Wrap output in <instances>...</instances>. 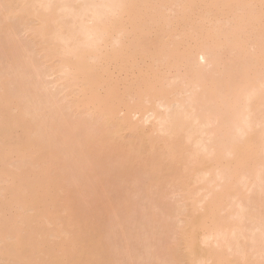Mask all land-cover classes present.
<instances>
[{
  "label": "bare ground",
  "instance_id": "1",
  "mask_svg": "<svg viewBox=\"0 0 264 264\" xmlns=\"http://www.w3.org/2000/svg\"><path fill=\"white\" fill-rule=\"evenodd\" d=\"M94 181L119 194L106 225L49 231L62 184L76 210ZM164 185L191 201L176 248ZM59 250L264 264V0H0V264Z\"/></svg>",
  "mask_w": 264,
  "mask_h": 264
},
{
  "label": "rangeland",
  "instance_id": "2",
  "mask_svg": "<svg viewBox=\"0 0 264 264\" xmlns=\"http://www.w3.org/2000/svg\"><path fill=\"white\" fill-rule=\"evenodd\" d=\"M29 35L31 36V34L27 33L26 35V33H24L23 38L24 37L31 38ZM45 64L47 65L48 63H44V65ZM52 64L49 65L51 66ZM58 75L59 74H57V76ZM52 76H55V74H52ZM48 78L50 80V83L47 81L49 84L57 80V82L56 81L55 82L58 85L51 84L52 87H50L53 88L55 92L56 90L59 91L63 87L62 86L63 84H61V88L58 87L60 85L59 83H63V82L58 83L59 76L56 77L58 79H54V77L51 76H49ZM52 80L53 82H51ZM113 174H116V172H113ZM122 182L123 181L121 180V183ZM62 185L64 189L58 193L57 196L58 202H56V204L52 207L54 219L53 220L51 219L52 221L48 223L49 231L51 230L55 234H60V233L62 235L70 234L71 236L76 237L77 236L76 232L80 230L81 232L84 233L85 237H87L89 234H93L94 232L99 231L98 229L101 226L104 227L108 222L109 217L114 213H116L120 208V206L118 205V200L116 199V196L119 194L114 193L112 189L109 187L102 186L98 181H94L88 191L92 195L95 194L99 195L101 201L93 203L90 198L84 197L79 208L75 210L72 205V200L77 195L76 187L67 182H64ZM123 186L128 190V192L125 195V198L127 200L125 203H130L132 195H134V193L137 190V188L135 187L136 185L133 183V177L132 176L127 177L125 182L123 183ZM163 188L165 189V192L168 193L169 201L173 203L174 208L176 210L175 213L176 222H175V226L173 227V231L171 232L170 235L171 238L168 242L170 247L176 248L177 245L179 244L182 230L185 227L187 221L186 218H188L186 217L187 215L185 214H188L190 212L189 206L191 204L190 203L191 201L190 200L188 201L186 199L188 202L187 201L185 202L184 201L185 199H182L183 196H181L183 194L180 193L178 189L173 186L164 185ZM147 191L151 195L155 193L154 189H147ZM130 205L131 204L126 205L125 207H128ZM54 241L55 242L58 241V238H55ZM79 242H82V244L85 243L86 245L88 244L94 245L93 241L89 242L87 240H79ZM102 245L103 246L106 245L105 251H103ZM96 250L98 251V248ZM99 253L101 258L108 259V253H109L108 245L102 243ZM180 253L187 256L188 251L184 249V246H182V248L180 249ZM57 255L59 256V258L66 260L67 264H72L71 262H73L74 260V256L73 255L71 256V253L69 252L62 253V251L59 250V253H57ZM100 261L101 259H99V257L94 258L92 260V264H101ZM175 264H185V262L182 260V257L181 258L177 257Z\"/></svg>",
  "mask_w": 264,
  "mask_h": 264
}]
</instances>
